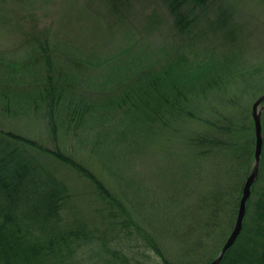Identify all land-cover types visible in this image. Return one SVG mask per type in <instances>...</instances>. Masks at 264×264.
I'll list each match as a JSON object with an SVG mask.
<instances>
[{
  "label": "trees",
  "instance_id": "1",
  "mask_svg": "<svg viewBox=\"0 0 264 264\" xmlns=\"http://www.w3.org/2000/svg\"><path fill=\"white\" fill-rule=\"evenodd\" d=\"M164 1L168 2L173 28L185 35L195 17L192 14L195 5L206 0ZM188 3L193 4L190 9ZM37 49L41 52L37 51L30 59L35 61V78L31 81L35 84L34 89L31 87L22 94L14 90L26 82L24 77L17 76L14 64L9 71L12 75L7 79L2 77L0 81V111L5 116L20 111L25 113L30 108L28 106L43 104V118L55 138L57 112L61 109V127L68 132L76 133L81 128L87 132L91 127L97 131L89 140L93 152L99 150L100 144L115 141L121 133L130 135L134 131L129 129L139 121L155 123L159 127L173 123L177 126L174 133L179 139V134L185 136L183 124L188 120L206 125L208 130H193L185 137V144L189 147L186 157L196 162L193 160L197 156L207 155L203 157L217 158V163L210 164L213 173L207 182V190L198 192L193 200L196 208L191 207L189 212L191 224L184 229L178 228L175 235L178 240L187 239L180 244L176 255L181 258L177 260L179 264H185L182 261L191 256L200 262L208 256L204 263L208 264L220 250V240L225 238L232 224L243 183L252 169L255 147L251 114L249 117L242 115L236 121L209 106L208 110H214L212 113H217L216 116H211V111L206 117L196 114L202 110L199 104L202 96L214 88L220 89L224 81L220 75H214L218 73L214 59L200 56L191 59L182 48L172 51L163 48L155 53L144 49L132 56L130 47L112 57H117L115 61L107 59L97 63L103 67L100 69L101 80L97 83L94 79H87L85 87L78 79V71L71 68L81 61L64 57L66 62L57 68L46 42ZM225 58L220 71L226 69L233 75L234 64L229 57ZM25 71L30 72V69ZM88 89L96 91L98 96L93 100L88 94L84 96ZM238 99L239 96H230L226 103L231 105ZM113 114L116 119L109 121ZM35 153L54 158L88 182L90 194L104 202V209H109L103 229L93 232L80 223L61 225L60 213L70 200L69 187L54 178L39 163ZM117 176L120 179V175ZM195 190L200 191V188ZM114 195L112 188L95 170L59 146L47 148L35 139L0 129V264H64L87 242H97L98 251L101 250L99 258L106 255L105 261L109 264L116 261L121 264L142 263L135 257L132 260L124 250L133 243L137 246L139 242L133 238L134 223L119 221ZM197 212L207 217L202 226L196 223L200 220ZM185 214L178 215L174 222L185 219ZM135 228L137 235L145 239L146 233L140 227ZM150 245L163 264H174L155 242ZM207 245L214 250L203 255L207 252ZM219 264H264V138L259 173L247 201L241 232Z\"/></svg>",
  "mask_w": 264,
  "mask_h": 264
},
{
  "label": "rangeland",
  "instance_id": "2",
  "mask_svg": "<svg viewBox=\"0 0 264 264\" xmlns=\"http://www.w3.org/2000/svg\"><path fill=\"white\" fill-rule=\"evenodd\" d=\"M192 5L188 3L187 7L190 9ZM192 14L195 17L189 33L183 35L173 28L168 2L164 0H0V81L2 77L7 79L12 75L9 71L14 64L17 76L26 81L14 90L22 94L31 87L34 89L35 84L31 81L35 78V61L30 59L37 51L41 52L37 48L44 42L55 67L61 68L65 58L81 61L71 68L78 71V79L85 87L87 79L97 83L101 80L100 69L103 67L98 64L107 59L115 61L117 57H112L122 50L131 47L132 56H136L144 49L155 53L163 48L164 51L182 48L191 59L196 56L214 59L218 72L214 75L224 78L220 89L214 88L202 96L199 102L202 110L196 114L206 117L211 111V116H216L217 113H212L214 110H208L209 106L236 121L242 115L249 117L253 102L264 93V0H206L195 5ZM225 57L234 64L233 75L226 69L220 71ZM77 90L81 92V89ZM86 94L91 100L98 96L92 89L83 95ZM230 96H239V99L227 105ZM27 108L25 113L20 111L12 116H5L0 111V129L35 139L47 148L59 146L95 170L117 198L118 205L113 206L120 214L119 221L134 223L133 238L139 244L133 243L124 250L132 260L135 257L142 262L136 264H163L150 242H155L169 261L179 264L177 260L181 258L176 255L180 244L187 239L178 240L175 232L191 224L189 212L191 207L196 208L193 200L198 192L207 190V182L213 173L210 164L217 163V158L203 157L207 155L195 156L193 161L196 162H192L186 157L189 147L185 137L193 130H208L206 125L188 120L183 124L185 136L179 131V139L174 133L177 126L173 123L159 127L155 123L139 121L129 129L136 133H129L131 136L121 133L115 141L102 143L99 150L93 152L89 140L97 134L94 128H88L87 132L82 128L76 133L68 132L61 127V109L58 107V131L54 138L43 118L44 105ZM115 119L116 115L108 120ZM262 128L264 136V117ZM35 156L54 178L69 187L70 200L60 213L61 225L80 223L93 232L103 229L109 209H104V202L90 194L88 182L50 156V159L38 153ZM185 212V219L174 222ZM197 215L200 220L196 223L204 225L206 215L202 212ZM235 217L236 213L225 238L220 240L219 249L231 231ZM135 226L146 233L145 239L137 235ZM206 250L203 255L211 253L214 247L210 250L207 245ZM99 251L97 242L84 243L64 264H109L105 261L106 255L99 258ZM207 257L200 262L191 256L182 262L204 264ZM114 264L121 263L116 261Z\"/></svg>",
  "mask_w": 264,
  "mask_h": 264
},
{
  "label": "water",
  "instance_id": "3",
  "mask_svg": "<svg viewBox=\"0 0 264 264\" xmlns=\"http://www.w3.org/2000/svg\"><path fill=\"white\" fill-rule=\"evenodd\" d=\"M264 109V94L260 95L252 104V118L254 122L255 132V151H254V162L250 173L244 181L241 195L238 202L237 214L234 225L220 248L218 254L208 264H219L222 260L225 252L233 245L241 232L243 226V220L246 212L247 201L251 194V187L255 182L260 164V156L263 145L261 115Z\"/></svg>",
  "mask_w": 264,
  "mask_h": 264
}]
</instances>
